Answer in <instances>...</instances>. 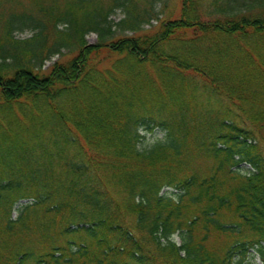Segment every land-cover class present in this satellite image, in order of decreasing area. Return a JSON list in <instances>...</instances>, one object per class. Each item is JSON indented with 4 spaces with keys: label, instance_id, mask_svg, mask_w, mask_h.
Returning <instances> with one entry per match:
<instances>
[{
    "label": "trees",
    "instance_id": "16d2710c",
    "mask_svg": "<svg viewBox=\"0 0 264 264\" xmlns=\"http://www.w3.org/2000/svg\"><path fill=\"white\" fill-rule=\"evenodd\" d=\"M178 1L0 0V264H264V0Z\"/></svg>",
    "mask_w": 264,
    "mask_h": 264
},
{
    "label": "rangeland",
    "instance_id": "374dc122",
    "mask_svg": "<svg viewBox=\"0 0 264 264\" xmlns=\"http://www.w3.org/2000/svg\"><path fill=\"white\" fill-rule=\"evenodd\" d=\"M168 6L167 7H163L161 8V4L157 5V11H158V20H151V23H147L144 24L142 26V28L144 29V31H148L151 29V27L153 28V26H157L158 23L160 22L161 19L166 18L167 16H172V17H176L178 16L179 13V1L178 0H168L167 2ZM122 17V11L121 10H116L115 13L111 16V18L113 19V21H118L120 18ZM33 31L25 28L22 30H17L14 32V36L15 38L18 39H23V38H27L30 37L32 35ZM132 32L131 31H125V32H117L116 36H126V35H131ZM86 41L88 43H95L97 41V36L95 33H89L86 35ZM72 57V54H68L66 49H62L60 54H56L54 55L50 60L46 61L44 63V65L42 66V70H48L50 65L53 62L59 61V62H64L68 59H70ZM21 116V114H19ZM45 119H47V121H55V119H53L50 116H45ZM10 122V114L7 110V107H5L2 103V101H0V154L1 151H3V149L7 146V128H8V124ZM139 132L141 134V137L137 143V148L138 149H147L150 148L153 144H155L158 141H161L164 139V132L158 128H155L153 130H148L145 127H141L139 129ZM242 169L244 170H248L249 166L242 164ZM243 170V171H244ZM173 189L170 188H164L162 190V192H171ZM31 199H24V200H20L18 203L15 204L13 211H12V217H15L17 212H16V208L19 207V205L21 203L24 202H30ZM173 240H175L177 243L180 242L179 236L177 234L173 235ZM251 257H249L250 259ZM253 261H255L257 264L260 263L258 256L253 257Z\"/></svg>",
    "mask_w": 264,
    "mask_h": 264
}]
</instances>
